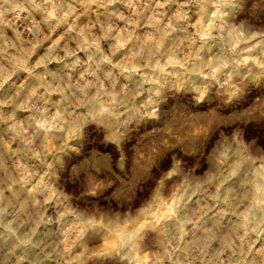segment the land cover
Returning a JSON list of instances; mask_svg holds the SVG:
<instances>
[{"label":"clouds","instance_id":"1","mask_svg":"<svg viewBox=\"0 0 264 264\" xmlns=\"http://www.w3.org/2000/svg\"><path fill=\"white\" fill-rule=\"evenodd\" d=\"M0 264H264V0H0Z\"/></svg>","mask_w":264,"mask_h":264}]
</instances>
